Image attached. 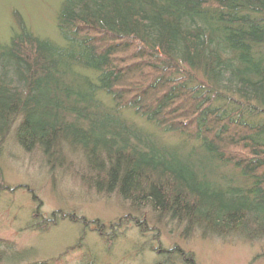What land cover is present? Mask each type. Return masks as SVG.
Returning <instances> with one entry per match:
<instances>
[{"label":"trees","instance_id":"trees-1","mask_svg":"<svg viewBox=\"0 0 264 264\" xmlns=\"http://www.w3.org/2000/svg\"><path fill=\"white\" fill-rule=\"evenodd\" d=\"M13 20L0 45V144L12 133L51 166L78 151L97 192L184 236L264 240V0H60L57 40ZM65 218L36 209L29 227ZM10 248L0 240V264L26 258Z\"/></svg>","mask_w":264,"mask_h":264},{"label":"rangeland","instance_id":"rangeland-1","mask_svg":"<svg viewBox=\"0 0 264 264\" xmlns=\"http://www.w3.org/2000/svg\"><path fill=\"white\" fill-rule=\"evenodd\" d=\"M59 1L0 0V45L13 29L14 12L35 35L57 40ZM59 158L51 166L39 152L25 153L12 133L0 144V185L8 188L0 194V240L28 254L2 264H181L177 252L195 264H264V240L203 237L196 231L184 236L183 225L159 218L148 207L133 208L115 193L97 192L80 152L65 149ZM36 209L45 219L58 212L74 222L65 218L44 233L34 231L29 225ZM81 218L87 227L75 224ZM93 222L103 225L110 244ZM168 256L172 261L163 259Z\"/></svg>","mask_w":264,"mask_h":264}]
</instances>
